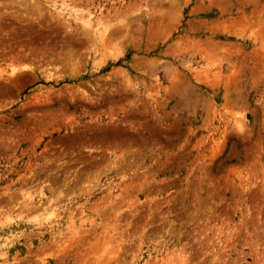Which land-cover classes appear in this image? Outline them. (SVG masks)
Segmentation results:
<instances>
[{
    "label": "rangeland",
    "instance_id": "rangeland-1",
    "mask_svg": "<svg viewBox=\"0 0 264 264\" xmlns=\"http://www.w3.org/2000/svg\"><path fill=\"white\" fill-rule=\"evenodd\" d=\"M0 264H264V0H0Z\"/></svg>",
    "mask_w": 264,
    "mask_h": 264
}]
</instances>
